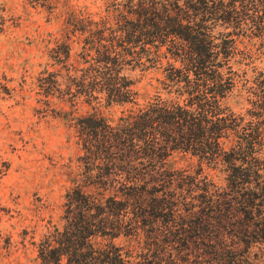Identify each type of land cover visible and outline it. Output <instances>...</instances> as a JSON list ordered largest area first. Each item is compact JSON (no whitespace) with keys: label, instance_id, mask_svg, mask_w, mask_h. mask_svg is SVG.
I'll return each mask as SVG.
<instances>
[{"label":"trees","instance_id":"1","mask_svg":"<svg viewBox=\"0 0 264 264\" xmlns=\"http://www.w3.org/2000/svg\"><path fill=\"white\" fill-rule=\"evenodd\" d=\"M102 1V15L70 13L52 49L64 71L48 74L46 95L74 108L65 120L82 155L42 264H262L264 10L242 25L243 0ZM244 26L257 48L238 47ZM74 35L81 67L68 63ZM150 70L161 78L140 104L132 73ZM78 103L90 108L76 116ZM115 105L129 107L112 122L102 108ZM174 153L195 163L174 169Z\"/></svg>","mask_w":264,"mask_h":264},{"label":"rangeland","instance_id":"2","mask_svg":"<svg viewBox=\"0 0 264 264\" xmlns=\"http://www.w3.org/2000/svg\"><path fill=\"white\" fill-rule=\"evenodd\" d=\"M246 1L250 0L238 6L242 25L264 10L258 1V8L242 5ZM104 8L102 0H53L47 6L44 0H0V264H42L38 244L48 226L60 225L64 194L79 172L82 151L65 120V113L74 108L57 93L46 95V78L64 71L62 63L53 64L51 55L54 48L63 50L59 44L69 14L96 17ZM244 27L247 35L238 39V47L257 48L256 39L248 36L250 29ZM69 44L68 63L83 66L80 39L74 35ZM255 63L264 65V54L256 55ZM132 77L142 104L154 93L161 73L136 71ZM59 87L64 89L63 84ZM244 103L237 95L227 100L235 112L242 111ZM76 107V116L90 108L85 103ZM128 107H103L102 112L116 122ZM169 161L174 169H185L195 158L174 153ZM211 176L220 182L214 171ZM114 242L126 244L123 237Z\"/></svg>","mask_w":264,"mask_h":264}]
</instances>
